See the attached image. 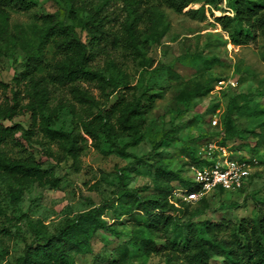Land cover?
I'll return each instance as SVG.
<instances>
[{"label":"trees","instance_id":"obj_1","mask_svg":"<svg viewBox=\"0 0 264 264\" xmlns=\"http://www.w3.org/2000/svg\"><path fill=\"white\" fill-rule=\"evenodd\" d=\"M112 1L116 0H98L94 8L93 2L88 0H60L61 12L38 14L40 23L35 26L34 33L27 36L10 31L9 10L30 11L35 2L0 0L1 48L5 46V52L9 53L17 48L25 52L26 66L16 80L21 84L24 79H29L25 90L28 102H21L23 90L18 86L11 88L12 103L0 102V174L13 179L18 185L13 199H17L25 186L31 183L58 187L61 178L55 176L52 170L43 168L32 156L17 158L5 149V144L23 128L20 123L8 124V121L12 122L18 114H29L31 122L39 123L47 137L58 141L63 151L61 157L71 156L74 159L77 169L85 141L81 130L94 141H98L100 134H103L112 144L116 143L120 130V133H128L132 139L121 148L122 154L128 155L127 147L137 146L144 140L147 114L162 93L146 89L138 98L129 97L126 92L131 87L128 75L114 61L108 75L92 68L97 51L111 43L115 47H123L124 53L147 61L145 51L149 50L151 42H161L169 28L164 7L182 13L190 4L202 3L200 8L189 9L186 13L205 16L207 5L218 7L222 3V0H120L123 6L119 7V15L125 14L120 30L114 32L110 24L117 14L113 16L115 12H110L106 7ZM228 6L234 14L215 19L228 34L230 42L244 46L258 44L261 38L264 45V0H228ZM83 12L87 13L86 16ZM49 44L54 47L52 62L46 75H39L38 71L48 64L46 52ZM162 69H169L174 78L180 77L174 67L161 65L156 71ZM86 81L97 82L103 91L110 86V95L117 93L116 101L107 108L110 95H107L105 102L97 100L83 87L82 82ZM0 85L3 83L0 82ZM54 85L67 87L78 102L98 108V114L92 118L79 116L78 124L71 130L56 128L54 125L61 113L67 106L73 105L62 102L51 105V86ZM210 89L209 82L188 80L176 91L175 98L189 108L196 97L203 96ZM233 103L230 101L225 126L218 134L223 144L243 138L242 130L236 128L229 116L232 108L236 107ZM176 128L173 125L163 138L172 137ZM250 131L252 136L263 138L261 131ZM25 132L31 133L30 130ZM163 138L147 154L148 157L156 154L155 149L161 146ZM191 155L195 165L213 163L206 156L199 159L196 154ZM152 167L155 169L154 192L141 194L139 190H127L119 194L126 189L122 183L111 199L79 213L53 234L44 233L37 226L30 228L23 236L25 246L15 264H81L79 257L87 255L92 256L95 264L92 248L94 237H99L113 252L116 251V258L109 264L153 254L161 255L165 264H264V200L256 217L244 218L239 222H235L232 216L238 204L221 203L216 207L214 199L229 193L222 188L195 202L176 198L179 202L177 206L172 202L175 189L198 191L199 186L168 168L161 160L155 161ZM118 208L121 211L119 214L114 212V222H108L104 218L105 212ZM218 210L221 212L216 218L209 216ZM0 215L11 221L2 210L1 203ZM122 217L139 220L138 226L130 233L119 230L117 223Z\"/></svg>","mask_w":264,"mask_h":264},{"label":"rangeland","instance_id":"obj_2","mask_svg":"<svg viewBox=\"0 0 264 264\" xmlns=\"http://www.w3.org/2000/svg\"><path fill=\"white\" fill-rule=\"evenodd\" d=\"M33 1L35 6L30 11L9 10L11 32L31 35L40 23L38 14L62 10L60 0ZM88 1L93 2L94 8L97 7L98 0ZM122 6L120 0L106 6L107 10L115 12L113 16L117 14L110 24L114 32L120 30L124 19L125 12L119 15ZM201 6L202 3L190 4L182 13L169 7L163 8L169 28L161 42H151L149 50L145 51L147 61L124 53L120 45L115 47L105 42L102 43L105 44L104 48L97 51L92 61V68L105 75L113 69L112 61L126 72L131 86L126 90L129 97L138 98L146 89L162 93L147 114L144 140L137 146L127 147L128 155L121 152L123 145L132 139L128 133H120V130L116 143L112 144L103 134H100L98 141H94L81 130L85 141L77 169L74 159L71 156L61 157L63 151L58 141L47 137L39 123L31 122L29 114H18L12 122H7L20 123L23 128L5 144V149L17 158L32 156L43 168L52 170L55 176L60 177L61 182L58 187L31 183L25 186L17 199H13V192L18 185L13 179L0 174L1 208L11 218L9 221L0 215V264H15L25 246L23 236L30 228L37 226L44 233L53 234L79 213L111 199L122 183L126 189L119 194L127 190L151 194L154 192L155 169L152 164L155 161L161 160L179 175L192 179L191 166L196 163L191 153L199 159L209 151L217 156L222 154L221 147L231 157L248 161L252 173L243 188L215 198L216 207L221 203L238 204L232 211L235 222L258 215L264 200V45L261 38L258 44L244 46L230 42L228 34L215 19L234 14L228 6V0H222L218 7L207 5L205 16L201 13H186L189 9ZM86 14L83 12L84 16ZM1 46L0 40V82L3 83L0 85V102L12 103L11 88L18 86L23 90L21 102L26 103L28 98L25 90L29 79H24L21 84L16 80V76L26 66L25 52L17 48L9 53L5 52V46ZM53 54L54 47L49 44L46 52L48 64L38 71L39 75H46ZM161 65L174 67L180 77H172L169 69L156 71ZM188 80L209 82L211 86L210 91L196 97L189 108L175 98L176 91ZM82 85L101 102H105L112 91L110 86H106L103 91L97 82L86 81ZM51 89L52 106L62 102L74 107L67 106L56 120V128L71 130L78 124L79 116L92 118L98 114V108L78 102L67 87L54 85ZM116 98V92L110 95L107 108ZM230 101L236 105L229 112L230 119L238 130H242L243 138L223 144L218 134L225 126ZM173 125L177 126L173 136L163 138ZM27 130L31 133H26ZM250 130L261 131L263 138L252 136ZM162 138L161 146L155 149L156 154L148 157L147 154ZM120 211L119 208L116 211L107 210L104 218L112 223L114 214ZM220 212L218 210L209 216L214 219ZM138 222L131 217H122L117 227L130 233L138 226ZM92 248L95 264H109L116 258V251L113 252L99 237L92 239ZM78 260L81 264H93L91 255L80 256ZM117 264H165V259L153 254L150 257H130Z\"/></svg>","mask_w":264,"mask_h":264},{"label":"built area","instance_id":"obj_3","mask_svg":"<svg viewBox=\"0 0 264 264\" xmlns=\"http://www.w3.org/2000/svg\"><path fill=\"white\" fill-rule=\"evenodd\" d=\"M221 150V155L216 156L209 151L203 156L208 157L213 163L191 166L193 171L191 180L199 186V190L175 189L172 201L175 205H179L176 198L185 202H195L218 188L227 191H236L243 188L252 173L250 163L246 160L231 157L224 147H221Z\"/></svg>","mask_w":264,"mask_h":264}]
</instances>
